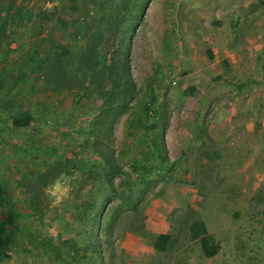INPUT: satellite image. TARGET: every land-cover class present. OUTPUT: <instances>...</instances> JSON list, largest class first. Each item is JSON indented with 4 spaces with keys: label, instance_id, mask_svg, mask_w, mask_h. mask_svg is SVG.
I'll use <instances>...</instances> for the list:
<instances>
[{
    "label": "rangeland",
    "instance_id": "1",
    "mask_svg": "<svg viewBox=\"0 0 264 264\" xmlns=\"http://www.w3.org/2000/svg\"><path fill=\"white\" fill-rule=\"evenodd\" d=\"M0 264H264V0H0Z\"/></svg>",
    "mask_w": 264,
    "mask_h": 264
},
{
    "label": "trees",
    "instance_id": "2",
    "mask_svg": "<svg viewBox=\"0 0 264 264\" xmlns=\"http://www.w3.org/2000/svg\"><path fill=\"white\" fill-rule=\"evenodd\" d=\"M116 66H114L115 71H124L125 70V62L120 58L115 62ZM118 84H121L124 86V93L125 91L129 90L128 84L123 80V76L121 73H118ZM123 80V81H122ZM123 92V91H122ZM115 104L120 107L123 105L122 102H120L118 99L116 100ZM31 115L28 112L19 111L17 112L12 118L11 123L12 126L15 128H22L27 127L31 123ZM106 157V156H105ZM189 235L192 240H197L202 254L207 257H213L215 256L219 251V244H217L213 237L208 234L206 225L201 220H195L189 225ZM170 240V235L163 233L156 236V238L153 241L152 247L154 250L159 252H165L167 250L168 242Z\"/></svg>",
    "mask_w": 264,
    "mask_h": 264
},
{
    "label": "crops",
    "instance_id": "3",
    "mask_svg": "<svg viewBox=\"0 0 264 264\" xmlns=\"http://www.w3.org/2000/svg\"><path fill=\"white\" fill-rule=\"evenodd\" d=\"M244 67H245V63H244V61H243V54H242V55L239 54V55L237 56L236 63L234 64L233 71L235 70V74H236V73H238L239 71H241V68H242V70H243ZM230 68L232 69L231 66H230ZM248 89H250V88H248V86H246V87H245V91H246V93L248 92V91H247ZM163 233H166V232H165V231H161L160 233H158V235H159V234H163ZM166 234H167V233H166Z\"/></svg>",
    "mask_w": 264,
    "mask_h": 264
}]
</instances>
